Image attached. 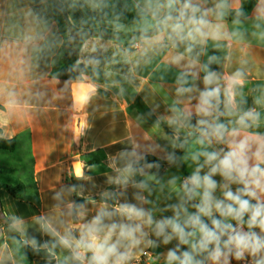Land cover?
I'll list each match as a JSON object with an SVG mask.
<instances>
[{
    "label": "clouds",
    "instance_id": "clouds-1",
    "mask_svg": "<svg viewBox=\"0 0 264 264\" xmlns=\"http://www.w3.org/2000/svg\"><path fill=\"white\" fill-rule=\"evenodd\" d=\"M50 7L57 14L81 13L70 19L66 30L69 44L79 38L80 54L67 69L76 73L69 86L78 110L98 91L97 82L109 74L112 63H132L133 49L139 50L137 62L150 52L171 50L169 66L177 72L175 99L166 118L170 150L164 161L192 171L165 179L159 159L149 162L147 154L122 153L124 166L110 182L116 188L102 194L94 214L89 215L87 201L71 200L61 209V189L53 196L55 216L36 218L50 241L39 244L33 237L24 243L50 254L60 249L65 254L57 264H131L142 244L159 247L173 240L165 264H264V132L259 131L264 127V85L256 86L248 106L245 68L224 74L213 65L227 62V56L202 59L209 40L217 50L243 43L248 32L264 42V0H257L251 24L246 23L242 0L239 6L235 0H213L211 6L208 0H134L131 25L123 23L119 13L106 19L113 40L130 34L128 45L117 48L112 57L105 55V32L93 35L94 17L84 14L86 9L106 18L107 0H52ZM27 15L37 26H47L39 13L29 9ZM225 22H230L227 30ZM7 95L9 103H18L14 91ZM74 168L75 178L83 180V166ZM129 187L135 190L132 200L126 198ZM76 189L70 185L67 193ZM160 194L176 202L157 208L154 201ZM0 220L11 230L23 223L7 212H0Z\"/></svg>",
    "mask_w": 264,
    "mask_h": 264
},
{
    "label": "crops",
    "instance_id": "crops-1",
    "mask_svg": "<svg viewBox=\"0 0 264 264\" xmlns=\"http://www.w3.org/2000/svg\"><path fill=\"white\" fill-rule=\"evenodd\" d=\"M212 3L213 0H208V6ZM240 3L241 0H235L236 6ZM254 8L248 14L247 24H251ZM29 9L46 18L47 26H37L27 15ZM84 14L94 17L91 22L93 29L111 30L107 23L97 21L94 12L85 9ZM79 15L80 12L75 16L68 13L70 19H76ZM224 27L227 30L230 22H225ZM36 33H40L38 38L28 39ZM112 37L113 33L104 35V42L108 43L105 55L108 57H112L117 48L128 45L130 34L121 33L119 41ZM63 42L48 0H0V105L3 106L0 109V136L14 138L17 143L14 152L0 150V166L14 169L10 174H0V185L19 182L25 185L23 201L0 189L3 211L10 216H19L23 221L19 230H15L18 238L10 239L6 234L8 223L0 220V264H57V259L65 254L56 249L49 258L30 260L26 256L24 241L33 237L39 244L50 241V237L36 223V218L55 216L54 205L57 201L53 200V196L61 189L65 190L60 202L61 209L68 201L75 200V192L67 193L68 187L74 185L76 180L74 162L83 166L85 174V178L79 182L78 195L89 199L102 197L106 191L116 188L110 182L124 166L122 153H142L164 160L166 151L170 150L167 129H171L167 126L166 118L169 115L168 106L175 99L174 80L177 72L176 67L169 66L171 50L150 52L147 58L137 62L139 50L133 49V55L129 58L132 63L111 64L109 74H102L97 82L98 91L85 100L80 152L75 153L73 137L77 114L69 82L76 73L66 70V74H63L62 67L54 65V58ZM209 54L228 57L227 62L213 65L224 74L237 67L245 68L247 81L244 91L248 106H252L254 89L257 85H264V42L248 32L243 43H233L230 47L217 50L209 40L202 59ZM115 59L119 61L120 57L116 56ZM10 90L15 92L18 103L8 102L7 93ZM139 100L154 114L156 124H151L140 111ZM174 168L183 177L192 171L188 167L177 168L173 165L167 167L161 176L167 179L174 174ZM134 191L128 188V200H132ZM88 202V213L94 214L101 202ZM175 202L174 198L166 200L164 194L154 201L157 208ZM162 214L172 215L171 212ZM157 215L161 213L157 212ZM175 244V240L159 247L142 244L135 250L131 264L146 251L154 255L152 264H165L164 254ZM233 264L238 262L234 261Z\"/></svg>",
    "mask_w": 264,
    "mask_h": 264
},
{
    "label": "trees",
    "instance_id": "trees-1",
    "mask_svg": "<svg viewBox=\"0 0 264 264\" xmlns=\"http://www.w3.org/2000/svg\"><path fill=\"white\" fill-rule=\"evenodd\" d=\"M49 6L52 3V0H48ZM107 3L109 4V7L105 9V12L107 13V17L105 18L102 14L95 13V17L97 21L99 22H105L106 19H111L114 13H119L122 16V22L126 25H131L132 18L135 15V10L133 7L134 1L133 0H107ZM257 4V0H243V6L247 11V15L251 12V10L254 8V6ZM51 12L53 14V17L55 18V21L59 27V31L63 37V46L59 53L54 58V65L55 66H61L62 70L61 73L66 74V70L72 66V61L75 60L77 52L79 50V38L77 37V42L75 44H69L66 38V30L70 26V20L68 17V12H65L63 14H57L53 11V9L50 7ZM104 31L105 35H109L112 33L111 30L105 29V28H98L93 29L92 34L95 35L96 31ZM73 34L75 32L73 31ZM138 107L140 111L147 117L149 122L151 124H156L157 119L154 116V114L151 112V110L141 101H137ZM0 109H3V106L0 105ZM259 131L264 132V127L259 129ZM1 132V129H0ZM170 130L167 129V133L170 135ZM16 140L14 138L7 139L0 136V150H5L9 152H14L16 150ZM179 154V153H177ZM146 159L151 162L154 160H157L159 158H156L152 155H147ZM160 163L162 164V168L160 169V175L162 172L169 167V165L164 161L159 159ZM14 171V169L9 167L0 166V174H10ZM151 171L155 172V169H152ZM80 180H75L74 185H77L76 192L74 193L75 200H79L81 202L83 201H90V202H101L102 197H93L89 199L81 198L78 195V187H79ZM0 189H5L8 194H10L13 198L23 201L25 199V185L22 182H19L14 185H0ZM6 234L8 238H18L17 233L15 230H11L8 227V224L6 225ZM24 247L26 248V256L28 259L32 260L35 258H49L51 257V254L47 250L40 249L39 251H35L32 247L24 244Z\"/></svg>",
    "mask_w": 264,
    "mask_h": 264
},
{
    "label": "water",
    "instance_id": "water-1",
    "mask_svg": "<svg viewBox=\"0 0 264 264\" xmlns=\"http://www.w3.org/2000/svg\"><path fill=\"white\" fill-rule=\"evenodd\" d=\"M85 100H86V98H85ZM83 106H84V104H83ZM83 106L79 110L74 107L75 113L77 114L76 123H75V132H74V137H73L74 152L75 153H79L80 152L81 133H82V125H83V121H82ZM76 164H80V163L79 162H74L73 163L74 171H75L74 166ZM0 212H4L3 211L2 202H1V198H0Z\"/></svg>",
    "mask_w": 264,
    "mask_h": 264
},
{
    "label": "built area",
    "instance_id": "built-area-1",
    "mask_svg": "<svg viewBox=\"0 0 264 264\" xmlns=\"http://www.w3.org/2000/svg\"><path fill=\"white\" fill-rule=\"evenodd\" d=\"M154 255L146 251L134 264H152Z\"/></svg>",
    "mask_w": 264,
    "mask_h": 264
},
{
    "label": "rangeland",
    "instance_id": "rangeland-1",
    "mask_svg": "<svg viewBox=\"0 0 264 264\" xmlns=\"http://www.w3.org/2000/svg\"><path fill=\"white\" fill-rule=\"evenodd\" d=\"M175 171H177V172H175ZM174 174L177 175V176L183 177L182 173L180 171L176 170V168H174Z\"/></svg>",
    "mask_w": 264,
    "mask_h": 264
},
{
    "label": "snow or ice",
    "instance_id": "snow-or-ice-1",
    "mask_svg": "<svg viewBox=\"0 0 264 264\" xmlns=\"http://www.w3.org/2000/svg\"><path fill=\"white\" fill-rule=\"evenodd\" d=\"M77 170L79 171V166H77Z\"/></svg>",
    "mask_w": 264,
    "mask_h": 264
}]
</instances>
